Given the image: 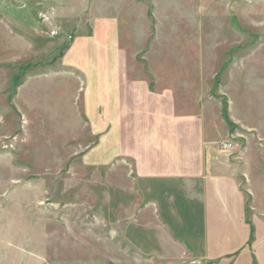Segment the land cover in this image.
Wrapping results in <instances>:
<instances>
[{
	"label": "rangeland",
	"instance_id": "obj_1",
	"mask_svg": "<svg viewBox=\"0 0 264 264\" xmlns=\"http://www.w3.org/2000/svg\"><path fill=\"white\" fill-rule=\"evenodd\" d=\"M108 25L130 71L203 118L215 211L182 221L227 237L195 250L146 219L153 195L99 145L74 48ZM0 264H264V0H0Z\"/></svg>",
	"mask_w": 264,
	"mask_h": 264
},
{
	"label": "crops",
	"instance_id": "obj_2",
	"mask_svg": "<svg viewBox=\"0 0 264 264\" xmlns=\"http://www.w3.org/2000/svg\"><path fill=\"white\" fill-rule=\"evenodd\" d=\"M101 35H106V39L102 40L97 30L94 33L95 53L84 54L85 41L80 43L81 40L74 48L81 56L85 55L76 64L84 69L86 78L85 109L99 135V145L107 141V149L113 148L108 151L110 156L128 161L133 191L137 192L140 204L144 195H153V210L144 205L141 214L146 219L150 214L156 215L158 220H162L161 215L169 227L174 223L179 233V236L174 233L175 236L186 246L192 243L195 250L197 236L204 234L209 241L217 236L227 237L228 232L222 229L210 232L212 227L206 223L204 231L197 232V225L185 218L193 226L187 230L182 221L201 211L208 223L210 206L213 209L215 202L203 118L179 112L174 91L157 88L137 67L133 66V72L129 70L127 55L120 52V36L114 26L108 25ZM95 59L96 63H87ZM216 204L224 221L229 222L226 203Z\"/></svg>",
	"mask_w": 264,
	"mask_h": 264
},
{
	"label": "built area",
	"instance_id": "obj_3",
	"mask_svg": "<svg viewBox=\"0 0 264 264\" xmlns=\"http://www.w3.org/2000/svg\"><path fill=\"white\" fill-rule=\"evenodd\" d=\"M229 145H230V147H232V146H233V144H232V143H230Z\"/></svg>",
	"mask_w": 264,
	"mask_h": 264
}]
</instances>
